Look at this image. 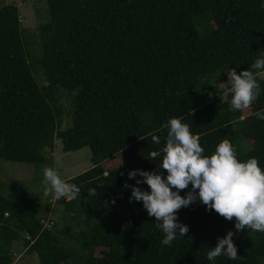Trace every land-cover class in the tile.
Instances as JSON below:
<instances>
[{
    "label": "trees",
    "instance_id": "1",
    "mask_svg": "<svg viewBox=\"0 0 264 264\" xmlns=\"http://www.w3.org/2000/svg\"><path fill=\"white\" fill-rule=\"evenodd\" d=\"M46 2L37 58L46 86L29 62L18 7L0 8V162L47 164L56 141L65 153L89 150L93 167L65 180L81 196L59 200L84 230L71 236L76 246L62 239L59 223L39 214L44 190L0 193V264L13 263L12 247L20 241L39 264H212L207 252L229 230L240 258L222 255L215 264H264V233L236 232L235 218L198 200L177 213L189 232L162 245L155 217L142 202L130 203L131 189L123 187L136 184L128 171H153L161 163L150 153L163 148L170 118L190 125L204 155L227 139L239 160L255 157L264 170V121L254 115L264 110V78L244 118L230 110V95L227 102L220 95L231 69H249L264 52V0ZM66 94L71 125L63 129L59 102ZM153 134L161 144L152 143ZM93 188L97 194L88 195ZM65 233L71 235L70 226Z\"/></svg>",
    "mask_w": 264,
    "mask_h": 264
},
{
    "label": "clouds",
    "instance_id": "2",
    "mask_svg": "<svg viewBox=\"0 0 264 264\" xmlns=\"http://www.w3.org/2000/svg\"><path fill=\"white\" fill-rule=\"evenodd\" d=\"M261 74H264V52L249 69L239 74L235 69L228 72V81L220 93L222 102H227L225 98L230 95V110L250 108L261 93L257 80ZM254 115L264 121V110ZM163 128L167 129L163 148L150 153L153 159L160 157L161 163L153 171H128V178L136 180V184L125 182L123 185L131 189L129 202H142L148 216L155 217L156 227L164 234L161 244L171 246L174 240L189 232L187 225L178 222L177 213L197 200L208 211L214 210L228 221L235 218L236 232L250 229L264 233V170L258 159L239 160L236 149L227 139L216 146L213 154L204 155L200 136L194 135L190 125L180 118H170ZM151 141L159 145L161 137L153 134ZM141 184H146L149 190L139 187ZM44 185V194L54 200L71 201L81 196L80 188L62 180L55 168L44 169ZM185 189H188L186 194L181 196L180 192ZM96 194V189H89L88 195ZM235 234L229 230L224 238L218 239L216 246L207 252V260L215 264L222 255L230 260L239 259L233 242Z\"/></svg>",
    "mask_w": 264,
    "mask_h": 264
},
{
    "label": "rangeland",
    "instance_id": "3",
    "mask_svg": "<svg viewBox=\"0 0 264 264\" xmlns=\"http://www.w3.org/2000/svg\"><path fill=\"white\" fill-rule=\"evenodd\" d=\"M7 4H14L18 7L21 19V28L25 39V47L30 64L38 83L41 86H46L48 81L43 73L41 66L37 62L40 56L41 37L39 28L45 24L48 17V9L46 0H1L0 8ZM202 30V27H201ZM203 31V30H202ZM264 78V74L257 77V80ZM228 81V74L226 79L220 84V89L226 86ZM71 100L67 94L60 99L59 106L65 108L62 111V126L63 129L69 128L71 119L65 112L70 108ZM251 108L245 109L242 112V118L249 115ZM55 151L48 155L49 162L42 165L0 162V187L5 184L7 189H0V193L6 197L13 194L17 189L28 192H42L44 190V169L46 167L55 168L62 180H67L93 167L90 160V152L85 149L76 153H65L61 141H56ZM115 159H120L116 156ZM117 160V161H118ZM115 161V160H114ZM119 162V161H118ZM114 166V165H113ZM106 169L111 168L112 165L106 164ZM18 191V190H17ZM8 192V193H7ZM48 205V207H47ZM39 214L44 221L49 223L50 220L59 223L60 237L64 239L70 246H76L71 238L72 235L84 230L83 226L79 227L72 223L65 213V207L60 205L59 200H54L51 195H45L42 203L39 206ZM71 229V235H66V227ZM67 237L69 240H67ZM77 248V247H76ZM13 263L12 264H39L37 255L28 254L27 248L24 247L23 242H16L12 247Z\"/></svg>",
    "mask_w": 264,
    "mask_h": 264
}]
</instances>
